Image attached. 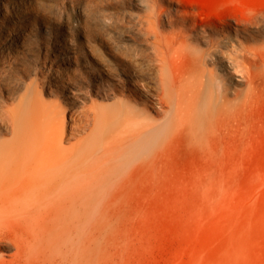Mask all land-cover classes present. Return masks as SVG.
<instances>
[{
  "label": "rangeland",
  "instance_id": "rangeland-1",
  "mask_svg": "<svg viewBox=\"0 0 264 264\" xmlns=\"http://www.w3.org/2000/svg\"><path fill=\"white\" fill-rule=\"evenodd\" d=\"M53 112L85 192L0 210V264H264V0H0V151Z\"/></svg>",
  "mask_w": 264,
  "mask_h": 264
},
{
  "label": "bare ground",
  "instance_id": "bare-ground-1",
  "mask_svg": "<svg viewBox=\"0 0 264 264\" xmlns=\"http://www.w3.org/2000/svg\"><path fill=\"white\" fill-rule=\"evenodd\" d=\"M185 1H190V0H185ZM205 16L207 18H211L212 14L208 12L204 16L200 17V19L203 20ZM194 87L196 88V86H194ZM194 87L191 88V86H189V88H191V89H193ZM185 88H187V87H185ZM189 94H191V93H189ZM136 95H137V92H136ZM194 97H197V96H194ZM195 102L196 101H194V104H195ZM120 103H119V105L116 104L117 105L116 111H115V113H112L113 115L111 114L112 117L110 116L111 120L109 122V125L111 126V128H113L115 125L117 126V124H119V123L121 126H123L122 120H121V122H118V120H120V117L117 120L118 116L123 117L124 115H127V114L131 115V113H128L124 109V107L120 106ZM196 105H197V102H196ZM196 105H194V107ZM190 107L192 108L193 106H190ZM102 110H104V109H102ZM105 110L103 112L106 114ZM134 111H136V110H134ZM100 112H99V114H100ZM103 112H102V114H104ZM136 113H138V111ZM49 116H50L51 120H53L49 126L43 127V128L39 127L37 130L33 131L32 133H27L28 134V135H26L27 138L23 139L21 141H18L15 138V140L13 139L12 141H10L8 143L2 144V146H4L3 148H7V147H5L7 144L9 146L7 148L8 151L6 150L3 153L0 151V210H4L7 212H12V211H14V212L15 211H18V212L19 211H25V212L26 211H39L40 214L42 215L43 211L46 213V211L51 210L52 208L59 209L62 206L63 207L66 206V208H67L68 204L67 205L65 204V202L67 200L68 201L71 200L69 203L70 204L72 203V200L74 199L73 196L75 194L73 193V195H72V193H71L72 191L70 192V190H69L70 186L73 185L75 187V189H74V187L72 186L73 187L72 189H74L73 192L76 191L75 193H77V194L79 192L80 193L83 192V190L85 192L86 187H84V184H82L83 186H80L81 183L77 182L78 180L76 181V179H78V178L73 179V175L75 172H76L75 175H77V176L79 174H83L82 172L79 173L78 171L79 170L82 171V168H83V170H86L85 168L88 167V165H87L88 163L86 164L87 167L83 166L80 168L79 164H76V162H78L76 159H75V163L71 162L72 161L71 158H73L74 155H76V154L78 155L81 152L76 146H71V147L69 146L68 148L67 147L65 148L64 143L66 141L67 136L65 134L66 124L64 122L63 115L59 112H53L52 115L49 114ZM1 118H2L3 130L4 129L5 130H8V129L11 130L13 128L18 127L17 124L13 120H11V116L2 115ZM101 119L102 118H98L97 120L103 122L104 118H103V120H101ZM105 120H106V118H105ZM105 120L102 124L105 123ZM116 120H117V124H115ZM87 121L90 122L88 120V118H87ZM123 121H125V120H123ZM88 122L86 123V125H89ZM106 124H108V120H107ZM140 125L142 126L141 121H140ZM100 126H102V125H100ZM135 126H137V124ZM147 127L148 126H146V128H144V130H146ZM117 128H115V130H117ZM119 128H120V126H119ZM108 132H110V130ZM120 133H123V132H120ZM136 133H138V132H136ZM113 134H111V135H113ZM125 135H127V134H125ZM97 136L99 137V139H101L100 137H102V134L97 135ZM115 136H116L115 142L111 141V142L115 143L114 147L110 146V150H112V152L114 150H116L115 148L120 143V141L121 142H122V140L126 141V142H128L126 145H129L130 147H132V145L136 142L135 140H137V138L140 137L138 135V136H136L137 138H135L133 136V134L132 135L128 134V136H125L123 139L121 137L118 140L117 138L119 137V135H118V137H117V135H115ZM97 140H95V141H97ZM141 141L142 140H140L139 143ZM108 142H110V141H108ZM113 143H110V144H113ZM137 144H138V142H137ZM93 145L92 146L95 148L96 147L99 148L100 146H103L102 140L98 141L97 143H95ZM22 147H24L26 149V150H24L25 152L23 155L21 154L23 152H20ZM125 147H127V146H125ZM94 150H96V149H94ZM116 151H118V150H116ZM107 152H110V151H107ZM112 152L110 153L111 156L117 154L116 152H114L115 154L114 153L112 154ZM124 153L128 154L126 152H124ZM85 154L83 153V155H85ZM92 155H93V153H92ZM22 156L24 157V160H25V161L23 160L24 163L21 160ZM129 156H131V154ZM118 157H122V156H118ZM128 164H129V162H128ZM49 167L50 168L52 167L53 170L50 169ZM54 167H56V169H57V167L60 168L61 173L53 172ZM56 171L58 172V170H56ZM86 173H87V171H86ZM84 175H85V173H84ZM84 175H80V177L81 176L83 177ZM82 177L80 178L81 180L83 179ZM85 177H87V176H85ZM85 177H84V181H83L84 183H85ZM78 183H80V185H78ZM55 190H61V191L59 193L55 194L54 193ZM87 191H88V189H87ZM68 195L69 196L71 195L72 197L70 196V199H69ZM84 195L85 194H83V196ZM78 196H81V195L79 194ZM66 198H68V199H66ZM80 201H82V200H80ZM66 203H68V202H66ZM63 207L61 209H63ZM66 210H68V209H66ZM55 211H58V210H55ZM61 211H64V210H61ZM32 221H31V223H32Z\"/></svg>",
  "mask_w": 264,
  "mask_h": 264
}]
</instances>
